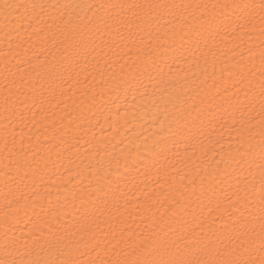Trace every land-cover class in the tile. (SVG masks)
Here are the masks:
<instances>
[{"label":"snow or ice","instance_id":"obj_1","mask_svg":"<svg viewBox=\"0 0 264 264\" xmlns=\"http://www.w3.org/2000/svg\"><path fill=\"white\" fill-rule=\"evenodd\" d=\"M0 264H264V0H0Z\"/></svg>","mask_w":264,"mask_h":264}]
</instances>
